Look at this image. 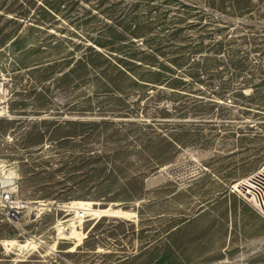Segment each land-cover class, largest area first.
Segmentation results:
<instances>
[{"label":"rangeland","instance_id":"rangeland-1","mask_svg":"<svg viewBox=\"0 0 264 264\" xmlns=\"http://www.w3.org/2000/svg\"><path fill=\"white\" fill-rule=\"evenodd\" d=\"M1 107L0 264H264V0H0Z\"/></svg>","mask_w":264,"mask_h":264},{"label":"bare ground","instance_id":"bare-ground-1","mask_svg":"<svg viewBox=\"0 0 264 264\" xmlns=\"http://www.w3.org/2000/svg\"><path fill=\"white\" fill-rule=\"evenodd\" d=\"M3 116H8L9 119H11V114L8 112V110L1 107L0 108V117H3ZM0 170H3L5 172V174L8 173V176H9L11 171L12 172L14 171L12 169H7L5 163H2L1 161H0ZM13 175H14V173H13ZM15 175H17V174H15ZM254 179H255V177L253 176L249 180H247L246 183H244L243 181H240V182L235 184V187L238 188V187H241V185H242L243 188L248 190L247 193L249 192V193H252L253 195L256 194V196H258L259 200H260V198H262L263 206H264V182H259V181H256ZM35 203L36 204L40 203L39 208H42L43 206H47V204H42L41 202H35ZM71 204L73 205V208L84 209L87 211H90V210L96 211L94 208V205H99L100 207L102 205L101 202L94 201V200H88V201L75 200V201H72ZM99 211L102 213L101 214L95 213L97 218L105 217V216H113V215H119L120 217H123L124 215L129 213V212H126L124 209H122V207L121 208H115V207L101 208V209H99ZM38 212H37V215H38ZM25 217H26V214H25L24 218ZM60 222H62V221H60ZM20 223H21V221L18 222L17 224H20ZM57 224L58 223H56V225L54 227L58 228ZM85 229L86 228L84 227V221L81 223L74 222L72 225V229L67 236H64V235L60 236L59 234L58 235H59L60 239H64V240L77 239L78 241H81L85 237ZM6 243L12 244V245H18L23 250H25V249H35L36 250V248H38L39 246L41 247V245L44 243V241H41L37 237L33 236L25 244H19L17 242V240L16 241L15 240L7 241ZM55 246H56V244H54L52 247H50L49 252L55 251L56 250Z\"/></svg>","mask_w":264,"mask_h":264},{"label":"built area","instance_id":"built-area-1","mask_svg":"<svg viewBox=\"0 0 264 264\" xmlns=\"http://www.w3.org/2000/svg\"><path fill=\"white\" fill-rule=\"evenodd\" d=\"M40 208L24 199L19 193V184L16 179L5 177L0 172V212L3 217L10 222H19L29 212V216L34 217ZM74 212V221L81 223L88 218V213L84 209L73 208L70 204L64 208ZM60 222L59 231L67 236L71 229L69 225Z\"/></svg>","mask_w":264,"mask_h":264}]
</instances>
